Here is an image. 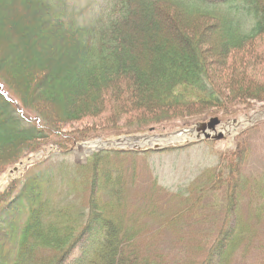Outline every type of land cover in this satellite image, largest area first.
Returning <instances> with one entry per match:
<instances>
[{"label":"rangeland","instance_id":"374dc122","mask_svg":"<svg viewBox=\"0 0 264 264\" xmlns=\"http://www.w3.org/2000/svg\"><path fill=\"white\" fill-rule=\"evenodd\" d=\"M56 1L62 4L59 0L53 3L60 5ZM63 1L80 22L103 17L109 8L108 0ZM139 1L144 12L139 13L132 2L131 20L121 36L120 73L141 81L145 90L142 96L150 101L143 107V116L157 114L165 120L177 114L162 125L145 128L139 126L140 112L130 110L127 115L119 111L118 122L109 121V111L114 114L121 107L119 94L131 96L128 78V88L122 92L109 82L99 90L76 88L69 79L83 74L81 66L87 62L89 48L76 49L78 36L51 34L47 28L60 25V21L55 23L56 18L46 11L19 0H0V89L28 120L41 117L49 126L42 122L45 137L37 139L41 146L33 149L29 138L34 135L23 125L9 127L5 119L10 120V111L0 113V195L6 190L5 195L12 193L11 202L22 188L11 190L19 180L54 170L52 198L73 195L75 183L81 188L74 194L80 200L88 198L93 161L106 150L83 157L78 145L132 135L163 136L156 138L162 140L193 128V136L183 146L173 144L164 151L149 153L142 147L135 151L140 153L137 155L120 156L117 151V155L101 160L95 183L98 202L108 208L105 213L109 221L124 229L121 238L136 234V243L141 244L159 229L152 238L153 255L161 257L163 264H264V122L254 129L242 127L232 133L225 123L264 109V35L248 42L237 41L241 46L229 50L235 41L233 22L237 23L239 14L227 12L226 7L216 11L226 20L222 26L216 20L192 16L194 13L179 0H153L161 4L157 6H152L151 0ZM233 5L246 15L240 0H233ZM161 7L167 8L164 17L158 12ZM137 15L141 16L138 21ZM46 16L51 19L42 23ZM246 21L247 17L243 18V23ZM156 75L176 89H165L163 95L151 89L164 82H151ZM182 81L195 84L196 94L176 92ZM207 87L216 90L214 95H203ZM238 87H243V92L239 88L234 94ZM88 109L94 117L79 119ZM186 109L203 112L178 116ZM70 116L77 118L71 120ZM215 117L224 123L215 127L216 134L221 132L224 138L201 139L203 126ZM136 127L144 131L130 134ZM212 131L210 128L207 133ZM36 154L42 158L13 181L11 171ZM75 166L84 167L79 177L72 170ZM106 169L119 173L122 183L112 185ZM9 202H5L6 207ZM230 206L233 211L228 213ZM181 209H186V214L178 219L176 213ZM81 221L85 224L87 216ZM80 252L77 248L72 257Z\"/></svg>","mask_w":264,"mask_h":264},{"label":"trees","instance_id":"16d2710c","mask_svg":"<svg viewBox=\"0 0 264 264\" xmlns=\"http://www.w3.org/2000/svg\"><path fill=\"white\" fill-rule=\"evenodd\" d=\"M19 1L26 4L29 3L30 6L34 7L36 10H44L48 15H53L54 18H56L55 23L57 20L60 21V23L57 22L60 25L54 23L55 25L51 24L53 25L50 26L51 28H47L51 31V34H56V36L58 35L59 37H64L65 35L78 36L80 38L77 43L79 46L76 49L89 48L88 50H90V52L87 53L88 56L86 57V59L88 58L87 62L84 63L85 66H81L83 67L81 69L83 74H79V76L75 75L73 79H69V82L74 83L76 88L81 91H84V89H86V91H92L93 88L94 90H99L103 84L109 83L115 84L117 90L120 92H122V89L126 90L128 88L127 74L120 73L119 52L121 51L119 50L121 49V36L124 34L125 27H127L131 20L133 0H111L113 2L111 3L112 8L108 13L105 12L103 17L94 18L88 22H80L77 18H74L75 15H73V12H71L68 7L66 8L63 0H59L62 4L56 1L60 5L54 4L53 2H55V0ZM179 2L187 7L188 11L191 10V12L194 13L192 16L216 20L222 26L225 25L224 22H226V20L218 14H215L216 11L226 7L227 12L229 10L232 13L239 14L240 20L236 19L237 23L232 21V28H234L233 37L235 41L229 45V50L231 47L238 48L241 46L237 41L241 40L248 42L254 40L258 36L264 35V0H240L245 6L246 15L243 13L240 14L238 7L233 5V0H179ZM151 5L157 6L161 4L151 0ZM246 17L247 21L243 23V18L246 19ZM50 19L51 17L48 18V16H46L45 19H41V21L42 23H46ZM54 40L56 39H53V41ZM60 45L61 44H59V48ZM157 76L158 75L153 77L151 82H157L159 80H163L164 82L159 85L158 88L151 86V89L158 91L162 95L165 89V92L170 88L176 89L171 82H166L162 76ZM203 77H205V74H203ZM128 80V82H130L131 96L127 98V95L125 96L122 93L119 94L118 100H121V107L117 112L114 111V114L109 111L111 115L109 121L112 124L114 123L113 121H119V116H117L119 111L121 114L127 115V110L135 111L137 114L140 112L138 118L142 123V125H139L141 126L140 128L149 127L150 125L155 127L167 122L168 118H177V114L174 113L171 115L169 114L170 116L165 120L161 118V115L157 114H151L149 117L143 116V107H146V105L148 106L150 101L142 96L145 90L143 86H140L141 81L137 82L134 78H131V76H129ZM182 82V86H180L176 92L187 90L191 95L196 94V90L194 89L195 84L191 82L189 85L187 81ZM240 86H242V83ZM207 88L209 89L202 90L203 95H209L210 93L214 95V91L216 90L213 87L211 89L210 87ZM239 88L240 87L236 88L235 91L233 90L234 94H236L237 90L239 91ZM242 88L243 87L240 88L241 92H243ZM246 88H249V86H246ZM176 92L175 94H177ZM139 93L141 96H134V94L137 95ZM0 98L2 99L0 101V108L3 109L4 113H8V111L11 112L10 120L5 119L7 125L9 127L17 126L18 124L25 126V130L34 135L29 138L31 139L29 141H32L30 147H33V149L40 148L41 144L39 145L35 141L45 137L44 130H46V128H44L42 124V122H45V119L39 117L40 120L37 118L35 120H28L24 116V112L18 109L16 105L14 106V103L9 100L1 89ZM176 98L179 99V102L181 101L178 96H176ZM20 102L24 103L22 101ZM167 104L168 106H172L170 102H167ZM97 111L98 109L94 110V113ZM199 111L186 109L178 116L182 117L186 114V117L189 113L195 114L203 112V110ZM91 113L93 112L88 109L86 114H79V119L89 116L94 117ZM224 115L230 117L226 112ZM75 118L77 117L70 116L71 120ZM46 125L48 126V123H46ZM105 128L108 129L109 127ZM136 128V132L132 133L133 131H131L130 134H140L141 131H144V129L141 130L139 127ZM51 129L55 128L52 127ZM107 129L102 128L100 130L103 131ZM26 131L22 130V132ZM60 136H63V134L60 133ZM127 153L129 154L130 152H119L118 154L121 156ZM135 154L137 155L138 153L132 155ZM101 155H105V157ZM113 155H117V153L104 152L98 155L93 161L95 162L94 167L92 166L93 171L87 182L88 186H90L88 198L83 196L80 200L78 195L74 194L76 193L75 191L78 192L79 188H81V186H78V183L72 186L71 194L73 193V195L66 196V198L61 197V200L59 198L58 200L52 198L51 185L56 177L53 173L54 170H51V172H37L33 177L23 178V180L15 183L16 185H14L11 190H14L15 186V189H17V187L19 189V186L22 188L18 190L17 195H15V198L11 202H9V198L12 197V193L5 195L7 192L6 190L4 194H1L0 264H163L164 260H162L161 257L153 255L154 241H152V238L157 236V231L159 229L156 231L157 233L155 232L152 235L145 234L144 236H147L144 241H140L141 244L136 243V234V236L128 234V236L125 235V237L121 238V230L124 229L121 228L119 223L116 222L117 224H115L114 220L109 221L105 213L108 208H106L104 204L102 205L98 202L97 194L99 190H97L95 183L98 181L100 175V168L98 167L99 162ZM83 169V167L72 168L77 177H79L77 174L83 171ZM107 170L108 169H106V174L109 177L110 183H113L112 185L116 186V184L122 183L119 173L115 172L113 174L111 169H109L108 172ZM209 190L211 191V189ZM120 191L123 192V190ZM106 195L109 196V193L106 192ZM59 200L60 202H58ZM5 202H9L7 207L5 206ZM106 202L107 201H105V203ZM80 209L83 211V214ZM185 211L186 209H181L176 213L178 219L184 217L186 214ZM232 211L233 208L230 206L228 208V213ZM82 216H87V222L85 224L81 221ZM93 227H95V229ZM80 240H83V243L80 242ZM77 248H80L81 252L76 255V257H72V254Z\"/></svg>","mask_w":264,"mask_h":264},{"label":"bare ground","instance_id":"6f19581e","mask_svg":"<svg viewBox=\"0 0 264 264\" xmlns=\"http://www.w3.org/2000/svg\"><path fill=\"white\" fill-rule=\"evenodd\" d=\"M133 3L135 5V8L137 10H139V13L144 12V8L142 6V3L139 0H133ZM166 10H167L166 7H161V9L158 10L159 15H162L164 17ZM20 11L21 10L19 9V12ZM140 18H141V16L137 15V18H136L137 21ZM1 112H4V111H3V109L0 108V113ZM232 131H234V128L231 129L230 133H232ZM188 139H189V135L185 134V133H182V134H176L172 138H165V139L158 140V141L160 142V144H162L164 146H168V145L174 144L176 142H183L184 140L186 141ZM146 143L147 142H144V144H146ZM122 146H127V144H123ZM103 147H105V145L101 144L100 142H92V143H89L88 145L87 144L83 145L80 148V150H81L82 156L84 157V156H89L90 154H93L95 151H98L99 149H101Z\"/></svg>","mask_w":264,"mask_h":264},{"label":"water","instance_id":"95a60500","mask_svg":"<svg viewBox=\"0 0 264 264\" xmlns=\"http://www.w3.org/2000/svg\"><path fill=\"white\" fill-rule=\"evenodd\" d=\"M261 114L264 115V112H261ZM218 138H222V135H220ZM124 141H129V139L125 138ZM117 143H121V141L120 140L119 141L117 140ZM156 149H158V148H156ZM21 167H22V169H24L25 168L24 164H22ZM19 171L20 170L18 168L14 169V172H19Z\"/></svg>","mask_w":264,"mask_h":264}]
</instances>
